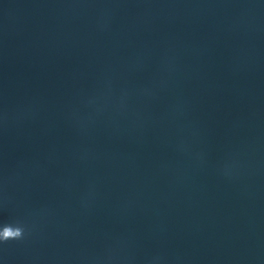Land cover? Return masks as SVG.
<instances>
[{
    "label": "water",
    "instance_id": "obj_1",
    "mask_svg": "<svg viewBox=\"0 0 264 264\" xmlns=\"http://www.w3.org/2000/svg\"><path fill=\"white\" fill-rule=\"evenodd\" d=\"M0 264H264V0H0Z\"/></svg>",
    "mask_w": 264,
    "mask_h": 264
}]
</instances>
